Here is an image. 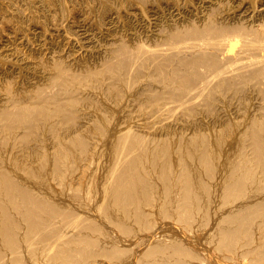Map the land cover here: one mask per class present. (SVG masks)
Masks as SVG:
<instances>
[{
	"label": "bare ground",
	"instance_id": "bare-ground-1",
	"mask_svg": "<svg viewBox=\"0 0 264 264\" xmlns=\"http://www.w3.org/2000/svg\"><path fill=\"white\" fill-rule=\"evenodd\" d=\"M0 264H264V0H0Z\"/></svg>",
	"mask_w": 264,
	"mask_h": 264
}]
</instances>
